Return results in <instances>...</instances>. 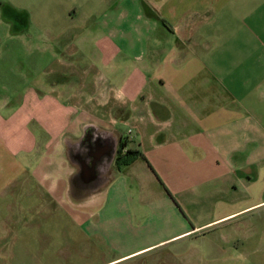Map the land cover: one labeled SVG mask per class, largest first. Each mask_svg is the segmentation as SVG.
<instances>
[{"label":"crops","instance_id":"crops-1","mask_svg":"<svg viewBox=\"0 0 264 264\" xmlns=\"http://www.w3.org/2000/svg\"><path fill=\"white\" fill-rule=\"evenodd\" d=\"M58 6L0 110V196L111 250L88 264H264V0Z\"/></svg>","mask_w":264,"mask_h":264},{"label":"rangeland","instance_id":"rangeland-1","mask_svg":"<svg viewBox=\"0 0 264 264\" xmlns=\"http://www.w3.org/2000/svg\"><path fill=\"white\" fill-rule=\"evenodd\" d=\"M62 1L0 0L1 111L11 105L4 101L6 97L20 90L13 89V83L27 81L35 71L34 61L41 59L42 51L50 47L44 39L49 25L46 20L61 10L59 6L51 7V3L61 6ZM0 197V264H88L112 254L107 248L90 247L91 243L90 256L84 255L87 252L79 246L83 235L70 217L30 211V205L41 202L28 196L16 200L13 185H8ZM19 201L23 205L21 211L14 207Z\"/></svg>","mask_w":264,"mask_h":264},{"label":"trees","instance_id":"trees-1","mask_svg":"<svg viewBox=\"0 0 264 264\" xmlns=\"http://www.w3.org/2000/svg\"><path fill=\"white\" fill-rule=\"evenodd\" d=\"M126 142L122 141L120 143L118 153L115 159L116 169H120L123 165L132 162L135 158L141 155L140 151L127 149L125 150Z\"/></svg>","mask_w":264,"mask_h":264}]
</instances>
